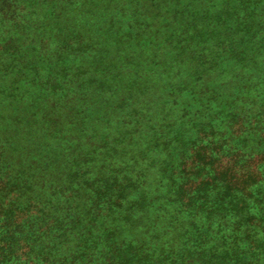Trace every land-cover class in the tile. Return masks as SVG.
Segmentation results:
<instances>
[{
	"label": "trees",
	"instance_id": "trees-1",
	"mask_svg": "<svg viewBox=\"0 0 264 264\" xmlns=\"http://www.w3.org/2000/svg\"><path fill=\"white\" fill-rule=\"evenodd\" d=\"M0 264H264V0H0Z\"/></svg>",
	"mask_w": 264,
	"mask_h": 264
}]
</instances>
